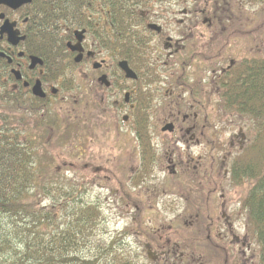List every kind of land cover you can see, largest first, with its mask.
I'll use <instances>...</instances> for the list:
<instances>
[{
	"label": "flooded vegetation",
	"instance_id": "flooded-vegetation-1",
	"mask_svg": "<svg viewBox=\"0 0 264 264\" xmlns=\"http://www.w3.org/2000/svg\"><path fill=\"white\" fill-rule=\"evenodd\" d=\"M17 2L0 1L1 129L24 142L39 122L51 130L74 112L83 127L74 154L82 184L114 183L112 201L97 194L91 200L101 211L109 201L122 205L154 263L258 264L243 204L249 179L232 171L234 155L250 137L240 123L244 115L227 102L264 58L258 30L246 27L252 1ZM221 114L232 132L228 149L214 156L215 141L223 147L213 124ZM93 122L104 131L91 158L83 146ZM166 124L171 128L163 129ZM111 132L122 138L108 140ZM159 200L177 212L150 233L147 223L156 218L146 211H156ZM182 223L191 228L186 243ZM151 234L156 241L146 239ZM212 246L218 256L208 251Z\"/></svg>",
	"mask_w": 264,
	"mask_h": 264
},
{
	"label": "trees",
	"instance_id": "trees-1",
	"mask_svg": "<svg viewBox=\"0 0 264 264\" xmlns=\"http://www.w3.org/2000/svg\"><path fill=\"white\" fill-rule=\"evenodd\" d=\"M237 90L227 102L253 121L254 132L234 155L232 171L249 179L243 204L264 264V58ZM36 149L30 136L20 142L18 133L0 127V264H145L122 233L95 238L102 211L85 202L80 184L37 160Z\"/></svg>",
	"mask_w": 264,
	"mask_h": 264
},
{
	"label": "rangeland",
	"instance_id": "rangeland-1",
	"mask_svg": "<svg viewBox=\"0 0 264 264\" xmlns=\"http://www.w3.org/2000/svg\"><path fill=\"white\" fill-rule=\"evenodd\" d=\"M252 12L249 15V21L247 22L246 27L247 29H257L255 34H259L260 36V53L262 54V57L264 56V0H254L250 4ZM248 37L254 38L257 36H254V33L250 34L247 33ZM228 37V36H227ZM256 39V38H254ZM74 93V92H73ZM71 116L70 117H65L66 120L63 121H58L59 124H57V120H55V123L53 122L51 124V132L55 133L56 135L50 136V129H41V124L39 122V127H37V130H31L32 133V138L34 140V145L37 147L36 149V158L37 160H42L47 162L48 164H51L54 169H56L57 173L60 175H64L65 177H71L72 174L74 176L70 179H66L68 181H72L75 183L80 184V188L86 187V200L89 201V203L96 204L93 199V197L97 194L100 195L101 200L102 198L108 197V200H111L112 196L110 194V189L113 187L114 188V183L113 186L109 184L105 188H99L97 186V180H89L87 179L90 184H82L83 179L79 177L80 173H83L82 169L80 168V165L78 163L80 162L79 159H77L74 155L79 152L80 146H78L79 140H82L84 137H81V129L83 127L81 126V120H79L78 117L74 115V112H70ZM77 114H80L79 112ZM54 117V116H53ZM224 117V120L222 118ZM228 116L226 115H216L214 116L213 124L217 127L215 128V134H216V139L219 140V142L223 143V147L216 146L214 148V151H220L221 149H228L226 148V142H228V135L230 132H232L231 128L232 126L227 124V118ZM220 120V121H216ZM219 122V123H218ZM240 123L242 126V130L246 134V137H252L254 130H252V124L253 121L249 119L247 116H243V119H240ZM50 124V123H49ZM63 124L64 126L62 127ZM94 129L91 130L90 134L91 137L89 139H86V144L83 146L84 151L86 156H90L91 158L95 155L98 154V148L102 144V136L100 135L101 132L104 131V129L101 127L100 124L96 125V122H93ZM48 128V127H44ZM234 132H236V129H233ZM29 133V135H31ZM26 134V133H25ZM24 134V136H25ZM28 134V132H27ZM34 135V136H33ZM112 135V136H111ZM108 140H119L121 138H118L117 134L114 132L109 133ZM29 137V136H28ZM26 136V138H28ZM122 141V140H121ZM131 143L136 146L137 142L132 138ZM249 141H247L248 143ZM245 145V144H244ZM237 143L233 147V150L237 149ZM239 151V150H238ZM216 153V152H215ZM52 160V162H51ZM76 163L74 167H71L70 164L68 163ZM80 162L79 164H81ZM63 171V173H62ZM88 176V175H87ZM92 176V172L89 176V178ZM167 182H170V179L167 180ZM245 190V189H244ZM246 191V190H245ZM245 191L243 192V196L245 194ZM231 193V190L229 191ZM84 193V191H83ZM232 194V193H231ZM116 198V196H114ZM90 199V200H89ZM112 201V200H111ZM109 201V206L110 208L106 207L105 209H102V217L98 220L99 223L97 224V227L94 231L97 232V235L95 234L96 239L103 240L110 239L114 235L121 234V236H124V242L126 246L130 248V250L135 253L137 251L139 253V259H142V263L145 264H168L163 261V259L159 260L157 263H154L149 257L146 256L145 250L143 251V241L144 238L138 237L134 235V232L136 231V228L134 226H130L131 221H130V216L124 209H122V205L118 203L119 206H113L110 204ZM165 200H159L158 204H156L157 212L153 211L151 212L150 209L146 211V214H149L150 218H153V215H155V220L152 223H147V229L146 231H149L153 233V229H155L156 225H166L168 223V220L172 218L173 215H175L177 212L176 210L174 211L172 209L173 205L168 208L166 203L164 202ZM181 205V204H180ZM107 206V205H106ZM181 207H178V209H181ZM153 224V225H152ZM180 236L181 240L183 242H189L190 238L192 237L191 235V228L186 225H181V230H180ZM198 236H201L202 238L206 237V232L204 233H199ZM152 241L157 240V235L156 234H151L150 237L146 238ZM256 247V253H257V245L254 246ZM209 252L215 254L218 256L221 251L220 249H217L216 247L212 246ZM203 252V251H202ZM204 253V252H203ZM215 256V258H217ZM204 257L206 259L209 258V255L204 253ZM211 257V256H210ZM136 259V257H135ZM209 260V259H208ZM209 262V261H208ZM218 264V263H217ZM259 264V263H258Z\"/></svg>",
	"mask_w": 264,
	"mask_h": 264
},
{
	"label": "water",
	"instance_id": "water-1",
	"mask_svg": "<svg viewBox=\"0 0 264 264\" xmlns=\"http://www.w3.org/2000/svg\"><path fill=\"white\" fill-rule=\"evenodd\" d=\"M0 1H2V0H0ZM5 1V0H4ZM18 2L17 3H20V2H24V1H26V0H17ZM6 2H8V1H6ZM124 69H125V71H126V75L127 76H130V77H134L135 76V74H134V72L130 69V68H128V67H124ZM171 124H166L164 127H163V129H167V128H171V126H170Z\"/></svg>",
	"mask_w": 264,
	"mask_h": 264
}]
</instances>
